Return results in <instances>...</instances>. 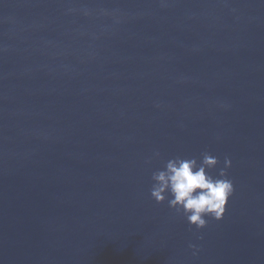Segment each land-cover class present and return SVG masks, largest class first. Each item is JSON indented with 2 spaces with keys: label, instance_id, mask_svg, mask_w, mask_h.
Instances as JSON below:
<instances>
[{
  "label": "water",
  "instance_id": "water-1",
  "mask_svg": "<svg viewBox=\"0 0 264 264\" xmlns=\"http://www.w3.org/2000/svg\"><path fill=\"white\" fill-rule=\"evenodd\" d=\"M205 153L198 229L152 176ZM0 264H264V0H0Z\"/></svg>",
  "mask_w": 264,
  "mask_h": 264
},
{
  "label": "clouds",
  "instance_id": "clouds-1",
  "mask_svg": "<svg viewBox=\"0 0 264 264\" xmlns=\"http://www.w3.org/2000/svg\"><path fill=\"white\" fill-rule=\"evenodd\" d=\"M219 163L216 156L203 155L198 164L196 158H174L167 161L165 168L153 173L155 181L151 188V197L162 203L168 199V205L182 211L190 225L203 228L207 224L205 216L222 219L229 198L234 193L233 181L227 174L231 160L225 157L224 167L217 176L210 175L208 168Z\"/></svg>",
  "mask_w": 264,
  "mask_h": 264
}]
</instances>
